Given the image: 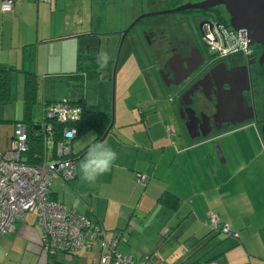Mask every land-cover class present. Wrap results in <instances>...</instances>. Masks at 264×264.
<instances>
[{
	"label": "crops",
	"instance_id": "0c3cea01",
	"mask_svg": "<svg viewBox=\"0 0 264 264\" xmlns=\"http://www.w3.org/2000/svg\"><path fill=\"white\" fill-rule=\"evenodd\" d=\"M167 5V0L15 1L10 11H0V64L12 67L9 100L13 79L14 91H21L22 100L23 74L33 73L37 79L35 102L41 91L42 108L47 99L81 98L85 108L110 113L98 91H92V100L87 92L70 87H81L87 80L78 82L73 77L77 55L106 53V67L123 55L122 67L128 61L140 74L139 62L136 58L131 62L127 56L135 48L143 53L141 35L136 29L128 31L116 54L121 33L140 13ZM170 54L160 55V60L170 59ZM106 67L99 68V78L107 79ZM50 77L67 86L62 91H56V84L46 86ZM131 92H114L117 101L111 125L94 142L106 144L117 154L110 170L93 183L81 178L79 166L92 144L82 149L95 137L88 130L71 141L73 152H80L75 157V175L64 182L54 178L49 187L51 198L98 221L108 229V237L120 229L123 238L117 240L116 248L137 261L264 264V136L257 124L234 117L215 128L186 127L188 122L178 114L175 91H156L155 95L147 91L145 97L143 91H136L127 108L118 107ZM30 114L32 117V108ZM252 138L255 148L250 144L243 148V141ZM230 143L235 147L231 152ZM138 172L148 175L144 185L135 179ZM167 191L180 198L174 208L158 200ZM207 211L216 212L232 233L212 230L205 222ZM5 234L13 235L9 242H26L19 246L22 252L39 254L42 232L33 211L25 212L14 222V230ZM8 247L0 246V264L21 261L22 255L11 254ZM99 251L95 247L78 250L72 259L76 264H104L99 262ZM40 258V264H46V256L44 262Z\"/></svg>",
	"mask_w": 264,
	"mask_h": 264
},
{
	"label": "built area",
	"instance_id": "2783aa9c",
	"mask_svg": "<svg viewBox=\"0 0 264 264\" xmlns=\"http://www.w3.org/2000/svg\"><path fill=\"white\" fill-rule=\"evenodd\" d=\"M13 0H0V11H10ZM221 35V34H219ZM208 48L218 57L229 51L244 52L247 40L245 35H238L235 42L224 44L222 37L213 41L211 34ZM81 108L67 98L49 102L45 106V118L40 123L44 132L45 144L52 148V157L41 162L24 161L22 152L27 148L26 126L16 121L8 144L0 149V235L14 230V222L27 211L35 213L42 235L41 244L47 251L55 249L65 251L70 256L72 251L85 246L99 244L101 261L111 264H152L150 260L137 262L129 254H121L115 248L117 238H122L121 231L115 232L112 240L106 238V231L101 224L81 215L73 206L49 197V187L54 178L62 182L75 175V158L72 155L71 140L76 133L74 126L65 125L61 136L53 141V122H66L77 119ZM146 174L138 172L136 181L143 184ZM208 219L214 225L219 223L216 212L208 211ZM229 233L228 223L220 226Z\"/></svg>",
	"mask_w": 264,
	"mask_h": 264
},
{
	"label": "flooded vegetation",
	"instance_id": "af4514ba",
	"mask_svg": "<svg viewBox=\"0 0 264 264\" xmlns=\"http://www.w3.org/2000/svg\"><path fill=\"white\" fill-rule=\"evenodd\" d=\"M212 14L192 10L187 15L189 21H151L144 34L152 49L154 68L167 88L178 91L175 100L179 116L190 124L200 119L199 130L215 128L223 120L228 123L237 117L252 120L264 135V43H248L244 52L229 50L225 56L212 54L208 58L202 50L207 51L208 34L213 41L222 37L224 44L242 35L241 31L221 26ZM192 24L201 45L195 41ZM167 52L171 53L170 59L161 61L160 55ZM187 106L193 107L195 114Z\"/></svg>",
	"mask_w": 264,
	"mask_h": 264
},
{
	"label": "rangeland",
	"instance_id": "374dc122",
	"mask_svg": "<svg viewBox=\"0 0 264 264\" xmlns=\"http://www.w3.org/2000/svg\"><path fill=\"white\" fill-rule=\"evenodd\" d=\"M191 1H198V0H191ZM179 4H177V5H179ZM116 5H117V3L116 4L114 3V7H116ZM175 6L176 5H174L173 7H175ZM117 7H118V5H117ZM167 8H171V7H167ZM157 11H158V9H157ZM190 12L191 11H187V12L179 11V12H173V13H168V14H163V15L147 16V17L141 18L138 22H136L133 25V27L129 30V32L132 30L130 32V33H132L134 31V29H136V31H138L140 33L141 39L143 41V46H145V47H144L143 53H141L142 50L140 51V49L135 48V51H134L135 55L133 52L132 54H130L127 57L129 59H131V62L136 58L134 61L139 62L138 63L139 68H138L137 64L135 66L138 69H140V74H138L137 72H134L133 69L130 68L131 63L127 64L128 61L122 67V64H121L122 56H123L122 55L119 59H117V61L115 63L114 74L110 78L107 77V79H105V78H103V79L102 78L87 79V80L83 81V84L81 87L74 86L73 84H71L70 87L73 88V91H85V92H87V95L89 96V94H90V98L92 100L95 99L94 95L92 94V91L93 92L98 91L99 99H103L104 101H107V105L109 106L110 112H112V116H114V110H115L114 102L116 104V101H117V100L115 101V95H114L115 91H117V92L121 91V93L123 92V94L126 93V91H134V92H131L130 96H129L130 92L128 93V97L123 99L121 106H120V104L118 105V103H117V106L121 107L122 109L127 108L128 103L132 102V100L135 99L136 91H143V97H145V95L147 94V91H150L149 94L152 93L153 95H155L157 93L156 91H176L175 88H173V87L167 88L165 86V81L161 78L160 74L156 72L154 65L151 64V63H153L154 56L152 57V54H151L152 49L150 46H148V42H147V39L145 38L146 36L144 34L145 32L143 30H141V28H143V24H149L151 21H154L155 19H167V20H174L175 19V20H180V22H182L184 20L189 21L190 19H188L187 15ZM140 14H142V13H140ZM185 18H187V19H185ZM191 28H192V30L194 29L193 24H192ZM194 34H195L196 43L201 45L202 41H201L200 35L198 34L197 30H195V29H194ZM197 40L199 42H197ZM202 50L204 51L205 55L208 58H209V56L212 57V52L209 50L208 47H207V51H205L204 49H202ZM15 73L16 72H13V75H15ZM48 83L58 85L57 88H55L56 91H62L65 89L64 87L67 86V85H65L64 81H60L56 78H51V77L48 79V82H46V86ZM12 85H13V87L12 86L11 87H12L13 91L10 92L9 102L0 103V149L6 148V146L8 144V138H9L7 136L11 133L12 128H13V123L9 119H13V118L18 119L21 117V113H22L21 91H14V89H15V80L14 79L12 81ZM159 85H161V86H159ZM161 87H164V88H161ZM81 88H83L84 90L83 89L81 90ZM137 94H138V92H137ZM118 107H117V111H118ZM42 116H43V108H42L41 91H38L37 101L32 106V119L41 121ZM244 130L246 131V129H244ZM249 144H250V146L255 148V141L253 138H252V140L245 139L243 141V148H249L250 146H247ZM229 146H230L229 151L231 152L232 148H233V144L230 143ZM217 234L220 235L221 233H217ZM12 237H13V235H11V234L9 236H7L6 234L3 235L1 237V238H3V241L0 238V246H11V247H8V250H11L10 251L11 254H14L15 256L17 255L19 257L22 255L21 261L18 260V262L14 263V264H36V261H37V264H40V262H41L40 257H42V262L45 261L46 250L43 247V245L41 244V242H38L39 254L38 253H31L30 254L28 252H22L23 250H21V247H19V246H26L25 241L21 242L18 239H16V241L9 242V239H11ZM17 249H18V252L15 251ZM81 250H83V249H81ZM56 256L62 257V254L60 252H57ZM69 261H71L72 263L73 262L75 263L74 259H71ZM7 264H12V263L9 262Z\"/></svg>",
	"mask_w": 264,
	"mask_h": 264
},
{
	"label": "trees",
	"instance_id": "16d2710c",
	"mask_svg": "<svg viewBox=\"0 0 264 264\" xmlns=\"http://www.w3.org/2000/svg\"><path fill=\"white\" fill-rule=\"evenodd\" d=\"M15 1H17V0H13V3ZM24 1H35V0H24ZM186 1H191V0H167V4H168L167 7H173L174 5L178 6L177 4H179V3L182 4ZM187 11H190V10H184L183 12H187ZM196 11H203V10H196ZM208 11L213 12L212 17L221 26L226 27V28H230L229 24H228V20H227V14L225 13L222 6H214L212 8H209ZM191 12H192V10H191ZM97 58H98V56H95V55H93V56L87 55V54L86 55H77L76 65H75V75H73L75 80L80 82L84 78H86V79L99 78V76H101V74H100L101 71H100L99 65L97 63ZM112 66H113L112 62H109V66L106 67L107 71H108L107 77H109V78L111 76H113L112 75ZM11 70H12L11 66H6V65L0 64V103H6L9 100V80H10L9 75H10ZM36 82H37V79L33 73H24L23 74L22 116L20 119H16L13 122V123H15L16 121H21L26 126L27 148L22 152V155L24 156V161H27L30 163L41 162L44 158L52 157V153H53V151H52L53 149L49 148V146H47L44 142L45 136H44V132L40 128L41 127L40 123L45 118V106L49 102H52L54 100L53 99H47L45 101L44 108H43V116H42L41 121L33 120L30 113H31L32 105L35 102ZM69 101L73 104L79 105V107L81 108L79 116L77 119L70 120V121L66 122V124H65V122L62 123V122H55L54 121L53 126H52L53 131H54V135H55L53 137L54 138L53 141H55V139H57L61 136V130L65 125L75 127L76 133L73 136L72 140L75 137L79 136L80 134L85 133L88 130H93L95 132V137L87 145H85V147L82 149V150H84L102 137V134L104 133L106 127L108 126V124L110 123V121L112 119V113L111 112L109 113L107 111H100V110L85 108L83 106V102H82L81 98H79V100H76V101H72V100H69ZM13 127H14V124H13ZM79 153L80 152H76V153L73 152L72 155L75 158L76 155H78ZM140 173H142V172H140ZM146 176L148 179L147 174H146ZM147 179H146V181H147ZM146 181H145V183H146ZM137 183H139V182H137ZM145 183H143L142 185H144ZM49 197L51 198L50 195H49ZM158 200L162 204L166 205L167 207H171V208L176 207L180 202V198L176 194L168 192V191L159 195ZM91 220L96 222V223H99L96 220H93V219H91ZM205 222L207 223V225H209V227L212 230H217V231H220L223 233L220 226L224 222L221 221L220 219H219L218 225L214 226L209 221L208 214L206 213ZM104 230L106 231V238L109 240L110 239L112 240V238L115 237V232L117 230L121 231L120 229L113 230L112 232L114 233V235L112 237H108L107 236L108 229L104 228ZM224 233H226V232H224ZM229 233H232V232H229ZM121 236H122V231H121ZM122 238H123V236H122ZM122 238H117V240L122 239ZM94 247L101 250V247L99 244H95V245L90 246V247L82 246V247L72 251L70 256H67L65 254V251H63V250L55 249V250L50 252V251H47L45 249L46 250V264H76L74 262L72 263L71 261H69L73 258L72 256L75 254V252H77L78 250H81V249L89 250V249H92ZM115 248H116V246H115ZM116 250H118V249L116 248ZM57 252H60L62 254V257H57L56 256ZM121 254H123V253H121ZM130 256H132V255H130ZM133 259L135 261H137L134 257H133ZM142 261H137V262H142ZM99 262L104 263V264H111L109 262V260L101 261L100 253H99ZM190 264H194V263L190 262Z\"/></svg>",
	"mask_w": 264,
	"mask_h": 264
},
{
	"label": "water",
	"instance_id": "95a60500",
	"mask_svg": "<svg viewBox=\"0 0 264 264\" xmlns=\"http://www.w3.org/2000/svg\"><path fill=\"white\" fill-rule=\"evenodd\" d=\"M214 6H222L227 14V20L229 27L235 31H241L247 40V44L251 43H264V0H198V1H186L174 8L164 9L155 12H147L139 15L122 33L117 48L116 54L119 52L121 43L127 32L133 27V25L143 17L163 15L173 12H179L183 10H208ZM201 23H199V26ZM115 70V62L112 67V75ZM177 91H175L176 95ZM237 94L242 97L241 91H237ZM242 104L245 105L243 98ZM192 114H195V109L191 106H187ZM200 119L192 121L186 124L194 126L198 129ZM112 119L106 127L102 137L107 132L111 125ZM262 132V131H261ZM263 135V134H262ZM264 136V135H263Z\"/></svg>",
	"mask_w": 264,
	"mask_h": 264
},
{
	"label": "clouds",
	"instance_id": "9594fccd",
	"mask_svg": "<svg viewBox=\"0 0 264 264\" xmlns=\"http://www.w3.org/2000/svg\"><path fill=\"white\" fill-rule=\"evenodd\" d=\"M108 55L101 53L97 58L100 69L107 66ZM117 154L113 149L104 143H94L80 163L81 178L89 183H93L97 178L108 172L116 160Z\"/></svg>",
	"mask_w": 264,
	"mask_h": 264
}]
</instances>
